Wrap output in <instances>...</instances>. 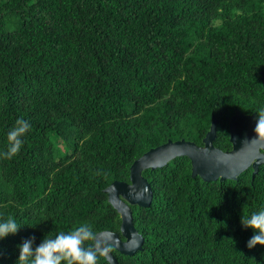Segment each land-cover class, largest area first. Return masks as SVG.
Returning <instances> with one entry per match:
<instances>
[{
	"label": "trees",
	"instance_id": "1",
	"mask_svg": "<svg viewBox=\"0 0 264 264\" xmlns=\"http://www.w3.org/2000/svg\"><path fill=\"white\" fill-rule=\"evenodd\" d=\"M263 74L264 0H0V149L17 116L32 123L0 158V216L24 224L0 239V264L31 234L120 231L106 186L169 139L202 144L213 115L230 149L235 109L264 108ZM252 172L205 180L187 155L145 169L152 203L132 206L143 248L112 247L119 263L264 264L240 223L264 205V162Z\"/></svg>",
	"mask_w": 264,
	"mask_h": 264
},
{
	"label": "water",
	"instance_id": "2",
	"mask_svg": "<svg viewBox=\"0 0 264 264\" xmlns=\"http://www.w3.org/2000/svg\"><path fill=\"white\" fill-rule=\"evenodd\" d=\"M264 85V74L262 76ZM258 112L246 113L240 108L229 119L230 149H222L214 141L217 136L218 118L213 115L210 128L203 137V143L180 139L168 141L151 147L136 158L130 167V180H114L105 191L108 199L121 216L120 231L103 229L98 238H108L113 248L122 253L134 254L143 248L144 236L135 225L133 205L148 206L153 200V188L143 171L147 168L161 167L179 155H187L192 163V175H200L205 180L234 179L245 169L253 167V178L264 162V140L251 141ZM111 264H120L111 249L106 257Z\"/></svg>",
	"mask_w": 264,
	"mask_h": 264
},
{
	"label": "clouds",
	"instance_id": "3",
	"mask_svg": "<svg viewBox=\"0 0 264 264\" xmlns=\"http://www.w3.org/2000/svg\"><path fill=\"white\" fill-rule=\"evenodd\" d=\"M257 112L256 136L250 142L264 140V108ZM31 128L29 119L23 115L17 116L6 132V144L0 149V158L11 159L20 152L27 138L26 133ZM240 223L243 228L253 230L246 241L249 248L257 243L264 245V205L241 214ZM23 225L14 215L0 216V239L16 233ZM17 247L19 255L15 264H97L101 257L109 255L113 244L108 238L99 239L94 226L84 221L67 230L48 231L39 243H36L35 235L31 234L22 238Z\"/></svg>",
	"mask_w": 264,
	"mask_h": 264
},
{
	"label": "flooded vegetation",
	"instance_id": "4",
	"mask_svg": "<svg viewBox=\"0 0 264 264\" xmlns=\"http://www.w3.org/2000/svg\"><path fill=\"white\" fill-rule=\"evenodd\" d=\"M251 167V166H250Z\"/></svg>",
	"mask_w": 264,
	"mask_h": 264
}]
</instances>
